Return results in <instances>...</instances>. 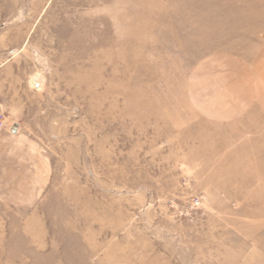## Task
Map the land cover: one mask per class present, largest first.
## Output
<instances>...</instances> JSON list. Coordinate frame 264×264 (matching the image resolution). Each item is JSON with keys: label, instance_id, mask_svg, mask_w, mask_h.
I'll list each match as a JSON object with an SVG mask.
<instances>
[{"label": "rangeland", "instance_id": "obj_1", "mask_svg": "<svg viewBox=\"0 0 264 264\" xmlns=\"http://www.w3.org/2000/svg\"><path fill=\"white\" fill-rule=\"evenodd\" d=\"M263 36L264 0H0V264H264L259 128L218 117Z\"/></svg>", "mask_w": 264, "mask_h": 264}, {"label": "crops", "instance_id": "obj_2", "mask_svg": "<svg viewBox=\"0 0 264 264\" xmlns=\"http://www.w3.org/2000/svg\"><path fill=\"white\" fill-rule=\"evenodd\" d=\"M258 55L252 58L250 66L247 67L245 73V99H244V110H236V115L232 116H218L220 122L238 120L244 116L248 122L257 124L256 128H259V136L256 138L260 139V156L261 163L264 169V36L262 40L255 45ZM250 119V120H249ZM13 130L12 132H15ZM18 132V130H17ZM12 135V134H11ZM0 143H3L0 141ZM0 144V150H4L6 146ZM14 161L15 159H11Z\"/></svg>", "mask_w": 264, "mask_h": 264}, {"label": "built area", "instance_id": "obj_3", "mask_svg": "<svg viewBox=\"0 0 264 264\" xmlns=\"http://www.w3.org/2000/svg\"><path fill=\"white\" fill-rule=\"evenodd\" d=\"M4 126V121L2 120V116L0 115V130L3 128Z\"/></svg>", "mask_w": 264, "mask_h": 264}]
</instances>
